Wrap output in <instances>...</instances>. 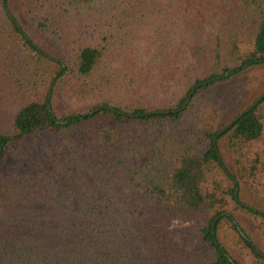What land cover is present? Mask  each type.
<instances>
[{
    "label": "trees",
    "instance_id": "obj_1",
    "mask_svg": "<svg viewBox=\"0 0 264 264\" xmlns=\"http://www.w3.org/2000/svg\"><path fill=\"white\" fill-rule=\"evenodd\" d=\"M263 96L264 0H0V264H264Z\"/></svg>",
    "mask_w": 264,
    "mask_h": 264
},
{
    "label": "rangeland",
    "instance_id": "obj_2",
    "mask_svg": "<svg viewBox=\"0 0 264 264\" xmlns=\"http://www.w3.org/2000/svg\"><path fill=\"white\" fill-rule=\"evenodd\" d=\"M108 8H110L109 6H107ZM20 18V17H19ZM21 19V18H20ZM22 20V19H21ZM23 21V25H24V27L27 29L28 28V26H29V24H30V22H28V20L25 18V19H23L22 20ZM257 28V25L256 24H254V25H251V26H249V27H247L245 30H244V34H245V36H246V39L248 40V41H250L251 39H252V34L254 33V31H255V29ZM8 106H11V105H8ZM64 106L65 107H68L69 106V104L65 101L64 102ZM8 110H12V106L8 109ZM62 112H63V110H61ZM230 125V124H229ZM228 125V126H229ZM75 210V209H74ZM175 226H177V224H175Z\"/></svg>",
    "mask_w": 264,
    "mask_h": 264
},
{
    "label": "water",
    "instance_id": "obj_3",
    "mask_svg": "<svg viewBox=\"0 0 264 264\" xmlns=\"http://www.w3.org/2000/svg\"><path fill=\"white\" fill-rule=\"evenodd\" d=\"M204 85H206V83H204ZM193 94V93H192ZM192 94L190 95V97H189V99L186 101V103H185V106L182 108V109H185V107L188 105V103H189V101H190V98H191V96H192ZM264 97V96H263ZM262 97V98H263ZM261 100V99H260ZM260 100H258L251 108H250V110L251 109H253L259 102H260ZM232 126V124H230L229 126H227L224 130H223V132H225V131H227L230 127Z\"/></svg>",
    "mask_w": 264,
    "mask_h": 264
}]
</instances>
